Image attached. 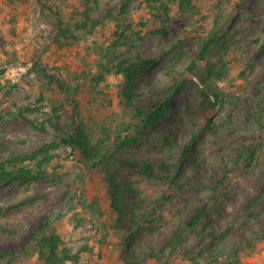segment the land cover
I'll return each instance as SVG.
<instances>
[{"label": "rangeland", "instance_id": "374dc122", "mask_svg": "<svg viewBox=\"0 0 264 264\" xmlns=\"http://www.w3.org/2000/svg\"><path fill=\"white\" fill-rule=\"evenodd\" d=\"M138 56L156 60L128 81L117 64ZM176 80L140 131L133 109ZM78 128L114 155L85 165L63 144L41 176L0 183L10 264H47L50 230L76 264H264V0H0V159Z\"/></svg>", "mask_w": 264, "mask_h": 264}, {"label": "trees", "instance_id": "16d2710c", "mask_svg": "<svg viewBox=\"0 0 264 264\" xmlns=\"http://www.w3.org/2000/svg\"><path fill=\"white\" fill-rule=\"evenodd\" d=\"M175 1V0H174ZM178 6L181 9H190L194 6L195 0H177ZM163 5L164 14H167V5ZM123 32H120L118 36H123ZM216 43V35L211 34L207 40L204 42L203 49L200 52V57L205 56L204 51L208 48L210 49L213 44ZM156 57L141 58L136 57V59H125L120 61L117 66L118 70L123 73L126 80H132L138 72L147 65H152L155 63ZM188 70L194 71L195 66L191 64L188 66ZM182 84V80L177 81L170 85L168 88L164 89L160 93V97L147 108L135 107L134 115L138 118L137 127L139 130H144L147 127L153 125L157 120L162 118L170 108V98L172 94L177 90V88ZM128 94V93H127ZM129 96V95H128ZM135 135L129 134L118 139L115 144V150L118 148H123L130 144V142L135 140ZM69 145L72 149L78 150L80 156L85 165L95 164L102 162L105 156L112 157L115 151H105L102 153L101 147L98 144H90L85 132L78 128L72 133H66L60 136L59 141H50L49 143L43 145L42 147L34 150L33 152L26 155H14L10 158L0 159V183L8 181L11 178H19L25 180L32 177H38L43 174V166L46 165L52 158L49 153L52 148H56L59 145ZM134 165V164H133ZM35 166V167H34ZM139 170L148 173L150 175L154 174V167L148 163L144 162L142 165H134ZM178 166V165H177ZM161 167L170 174L171 168L169 165H161ZM171 182L175 181V177L170 178ZM110 183L112 185V198L114 201V206L116 208V193L118 192V186L114 184L112 178H110ZM264 209V206H263ZM199 215V214H197ZM195 220V219H194ZM192 220L189 224H193ZM264 237V232L262 234ZM176 237V235H173ZM35 246L37 248L38 257L47 264H76L79 259L78 253H73L67 246L62 245V237L59 233L55 231H41L34 235ZM17 256L13 252L7 250L0 251V261H5L7 264L13 263L17 260Z\"/></svg>", "mask_w": 264, "mask_h": 264}]
</instances>
